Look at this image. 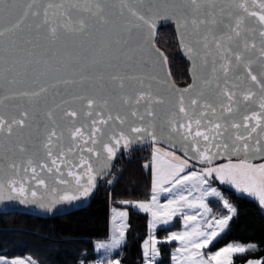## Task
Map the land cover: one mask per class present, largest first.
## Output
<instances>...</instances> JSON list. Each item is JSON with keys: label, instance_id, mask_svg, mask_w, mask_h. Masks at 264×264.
<instances>
[{"label": "snow or ice", "instance_id": "6c2138e0", "mask_svg": "<svg viewBox=\"0 0 264 264\" xmlns=\"http://www.w3.org/2000/svg\"><path fill=\"white\" fill-rule=\"evenodd\" d=\"M162 21L190 64L183 87L155 42ZM137 151L148 192L118 199L115 161ZM102 187L117 207L94 264H122L129 209L147 215L141 264H161L171 242V264L264 251H206L238 216L226 192L264 209V0H0V205L54 214ZM177 218L182 230L158 239ZM0 264L40 261L0 254Z\"/></svg>", "mask_w": 264, "mask_h": 264}, {"label": "trees", "instance_id": "16d2710c", "mask_svg": "<svg viewBox=\"0 0 264 264\" xmlns=\"http://www.w3.org/2000/svg\"><path fill=\"white\" fill-rule=\"evenodd\" d=\"M157 44L168 56L170 70L177 84L184 86L190 81L189 63L182 56L174 26L169 24L159 29ZM146 151L134 152L130 161H119L124 166L119 183L115 185L118 199H143L150 186V176L141 165ZM238 206V216L230 222V228L210 251L229 242L257 243L264 249V209L250 198L238 199L231 192L225 193ZM108 194L100 189L91 204L81 210L48 218L14 213H0V254L11 257L32 255L40 264H79L82 253H88V264L95 260L94 241L109 235L110 209ZM129 231L127 243L119 251L122 264H141V245L147 234V215L129 209ZM178 219L171 227L157 230L158 239L168 232L177 231ZM161 264H171L170 255L175 243H162ZM115 255V254H114ZM264 255V251L235 256V263H245L248 258Z\"/></svg>", "mask_w": 264, "mask_h": 264}, {"label": "water", "instance_id": "95a60500", "mask_svg": "<svg viewBox=\"0 0 264 264\" xmlns=\"http://www.w3.org/2000/svg\"><path fill=\"white\" fill-rule=\"evenodd\" d=\"M169 24L173 25L174 26V29H175V25L172 24L171 22H167V21H162L158 25L157 30H156V34H155V42H156L157 47H159L158 44H157V34H158L159 29L162 28L163 26L169 25ZM175 33H176V31H175ZM176 37H177V35H176ZM177 42H178V38H177ZM181 54H182V52H181ZM182 56L186 59V57L183 54H182ZM188 63H189V61H188ZM168 68L170 70L169 61H168ZM189 69H190V64H189ZM170 72H171V70H170ZM189 75H190V72H189ZM172 78H173V76H172ZM173 80H174V78H173ZM190 82H191V77H190L189 83ZM177 85L179 87H183V86H180L179 84H177ZM116 162L117 161H115V164H116ZM95 196H96V194L94 195V197ZM94 197L91 198L87 202H81V206L78 207V208L77 207H67V206H63V209L62 210H58L54 214L53 213L44 212L43 210H41V209H39V208H37L35 206H21V205L15 204V203L10 204V205H7V206L0 205V213H14V212H18V213H22V214L32 215V216H35V217L48 218V217L57 216V215H65V214H69V213H72V212H75V211L84 209V208L88 207L91 204V202L93 201Z\"/></svg>", "mask_w": 264, "mask_h": 264}, {"label": "rangeland", "instance_id": "374dc122", "mask_svg": "<svg viewBox=\"0 0 264 264\" xmlns=\"http://www.w3.org/2000/svg\"><path fill=\"white\" fill-rule=\"evenodd\" d=\"M246 198H247V197H246ZM250 199H251V198H250ZM115 207H117V206H115ZM210 207H212V208H213V211L215 212V211H217L219 208H221L222 206L219 205L218 202H216V203H212V202H210ZM177 219H178L179 224H180V227H179L178 230H177V231H179V230H182V223H181V221H180L179 218H177ZM177 219H175V220L172 222V224H174L175 221H176ZM163 227H166V226H163ZM159 228H161V226H158L157 230H158ZM157 230H156V232H157ZM147 235H148V228H147V234H146L145 239L147 238ZM173 243H175V247H176V246H177V242H173ZM232 243H241V242H232ZM224 246H226V245H224ZM175 247H174V248H175ZM222 247H223V246H222ZM218 249H219V248H218ZM218 249H217V250H218ZM206 251H210V250L207 249ZM214 251H216V250H214ZM234 259H235V257H234ZM234 264H245V263H235V262H234Z\"/></svg>", "mask_w": 264, "mask_h": 264}, {"label": "built area", "instance_id": "2783aa9c", "mask_svg": "<svg viewBox=\"0 0 264 264\" xmlns=\"http://www.w3.org/2000/svg\"><path fill=\"white\" fill-rule=\"evenodd\" d=\"M133 155H134V152L126 153L124 156H122L121 158H119V161H130V160L133 159ZM119 161L116 164V169L123 171L124 166H123L122 163H119ZM116 175H118V173H116ZM101 189H103L105 191V189L103 187Z\"/></svg>", "mask_w": 264, "mask_h": 264}, {"label": "crops", "instance_id": "0c3cea01", "mask_svg": "<svg viewBox=\"0 0 264 264\" xmlns=\"http://www.w3.org/2000/svg\"><path fill=\"white\" fill-rule=\"evenodd\" d=\"M110 230H111V209H110V216H109V234H110ZM104 239H106V238H104ZM97 240H103V239H97ZM97 240H95L94 241V243L97 241ZM123 247V246H122ZM121 250V249H120ZM119 250V251H120ZM96 256H97V254H96ZM96 259V258H95ZM95 261V260H94ZM94 261H92L90 264H92Z\"/></svg>", "mask_w": 264, "mask_h": 264}]
</instances>
